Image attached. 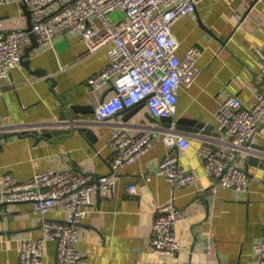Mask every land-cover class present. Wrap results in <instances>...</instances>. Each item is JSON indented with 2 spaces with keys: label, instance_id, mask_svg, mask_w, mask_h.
Masks as SVG:
<instances>
[{
  "label": "crops",
  "instance_id": "obj_1",
  "mask_svg": "<svg viewBox=\"0 0 264 264\" xmlns=\"http://www.w3.org/2000/svg\"><path fill=\"white\" fill-rule=\"evenodd\" d=\"M62 1L71 0H56L46 12L61 8ZM238 14L243 20H238ZM0 18L6 31L27 30L30 25L21 0L0 5ZM173 34L181 57L190 48L202 49L198 61L201 75L193 86L180 92L172 128L156 121L145 105H137L132 114L123 110L113 117V121L128 125L130 133L139 134L149 126L156 132L149 151L121 170L108 197L98 192L92 195L90 213L77 229V248L86 264H259L254 245L264 238V164L250 163L253 153L242 151L239 165L248 173V191L221 187L213 193L200 148L207 143L215 149L231 150L230 139L218 132L215 118L223 100L238 96L243 106L255 107L264 83L258 65V50L264 52V0H201L194 13L174 25ZM53 40L52 45L39 44L33 49L31 69L20 64L0 83V125H23L28 127L26 131L41 134L43 128L32 126L58 124L64 108L67 111L77 104L96 108L105 96L115 93L110 85L94 92L88 85V80L109 64L110 46L88 54L87 44L77 36L59 33ZM32 45V40L24 44L22 54ZM62 99L68 102L65 107ZM184 118L203 121L210 126L209 133L177 132L175 123ZM72 120L79 124L47 128L70 130L52 138L37 140L24 135L2 140L0 192L6 173L19 182L48 169L88 173L95 180L110 177L114 156L110 128L95 121L96 113L68 114L67 121ZM90 130L97 137L88 136ZM167 131L188 135L191 146L185 151L168 147L163 141ZM249 147L264 149V125ZM167 152L176 155L184 168L195 170L197 181L179 188L158 176ZM146 175H151L150 181ZM132 184L137 194L131 193ZM171 200L184 219L176 227L180 251L168 257L153 251L152 239L156 208ZM4 208L0 264H21V242L41 236V217L30 202ZM47 218L62 221L65 211H51ZM56 251V242H48L42 264H56Z\"/></svg>",
  "mask_w": 264,
  "mask_h": 264
},
{
  "label": "built area",
  "instance_id": "obj_2",
  "mask_svg": "<svg viewBox=\"0 0 264 264\" xmlns=\"http://www.w3.org/2000/svg\"><path fill=\"white\" fill-rule=\"evenodd\" d=\"M9 1L14 0H0V5ZM21 1L31 12L32 32L39 44L52 45L53 38L63 33L85 42L88 54L110 46L109 64L91 77L88 85L93 92L106 85L115 92L95 108V121L107 125L111 131L109 145L114 150L111 176L95 180L88 173L48 169L36 173L29 181L19 182L12 173H6L0 192V218L5 214L4 206L21 202H30L41 217V236L21 242V264H42L50 241L57 245L56 264H86L84 254L77 248V229L90 213L92 195L98 192L108 197L121 170L149 151L156 132L155 127L149 126L139 134L130 133L128 125L113 121V117L137 105H145L155 118L175 115L180 92L193 86L201 75L198 61L203 51L190 48L181 57L173 27L183 17L194 13L201 0H71L62 1V7L52 13H47L46 9L56 0ZM115 11L122 14L116 21L112 20ZM236 17L243 20L240 14ZM30 41L28 30L6 31L0 18V83L8 80L12 69L21 64L22 47ZM258 52V65L264 77V52ZM219 107L215 115L217 130L230 139L231 150L215 149L207 143L200 148L206 176L211 181L210 189L213 193L221 187L247 192L250 180L239 162L244 157L242 151L246 150L264 159V151L249 147L264 125V83L254 108L243 106L238 96L228 97ZM77 124L78 120H60L58 124L40 123L32 127ZM26 130L28 127L23 125H0V135ZM163 141L168 147L177 146L182 151L192 144L188 135L172 131L166 132ZM160 162L156 174L173 187H186L197 181L195 170L181 166L172 152H167ZM145 178L150 181L151 175ZM129 189L131 193H138L135 184ZM61 208L65 211L64 220L47 218L49 212ZM156 215L153 251L174 256L181 248L176 227L184 215L173 200L159 204ZM254 248L259 264H264V238Z\"/></svg>",
  "mask_w": 264,
  "mask_h": 264
},
{
  "label": "water",
  "instance_id": "obj_3",
  "mask_svg": "<svg viewBox=\"0 0 264 264\" xmlns=\"http://www.w3.org/2000/svg\"><path fill=\"white\" fill-rule=\"evenodd\" d=\"M24 7L26 8V14L28 15V17L30 18V25L27 28V30L30 32V37L31 40L33 42V45L30 47H27L25 49L24 54L22 55V59H21V64H23L24 66H26L27 68H30V64H31V60H30V55L31 52L33 51V49L35 47H37L39 45V42L37 40L36 35L32 32V27H33V23L31 20V12L28 10V8L24 5ZM37 73H40L39 71ZM106 99V96L102 99L101 102H103ZM62 104L64 105V107L66 106V104H68V102L64 99H62ZM136 106H132L128 109H126L125 111L130 112V114L136 112L137 109H135ZM67 111H65V108L61 114V121H67L68 120V114H72L73 113H95V108L93 106H82L80 104L77 105H70L69 109H66ZM73 121V120H72ZM156 121H160L163 126H167L169 128H172V124L174 122L173 116H168L166 118H156ZM209 125H206V123H204L203 121H199L197 119H189V118H184V119H180L175 123V129L177 132L180 131H190L196 134H208L209 133ZM44 130H42V133L39 134V132L37 130L33 131V132H28V131H14V132H8V133H4L3 135L0 136V143L2 140H7L13 136H24V135H30L35 137L37 140H43V139H48V138H52L53 136H58L60 134L63 133H67L70 132L69 129H64V128H53L51 131H49L47 128H43ZM88 136H90L92 139H94L95 137H97L94 132L92 130L88 131L87 133ZM264 150V149H263ZM261 150V151H263ZM249 161L252 164H264V159H262L259 155H253L249 157Z\"/></svg>",
  "mask_w": 264,
  "mask_h": 264
},
{
  "label": "rangeland",
  "instance_id": "obj_4",
  "mask_svg": "<svg viewBox=\"0 0 264 264\" xmlns=\"http://www.w3.org/2000/svg\"><path fill=\"white\" fill-rule=\"evenodd\" d=\"M121 13L120 14H113V16H112V20H114V21H116V19H120L121 18Z\"/></svg>",
  "mask_w": 264,
  "mask_h": 264
}]
</instances>
